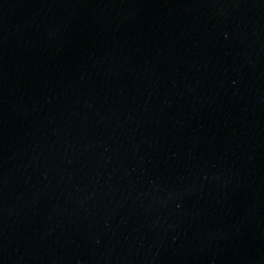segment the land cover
Here are the masks:
<instances>
[{"label": "water", "instance_id": "obj_1", "mask_svg": "<svg viewBox=\"0 0 264 264\" xmlns=\"http://www.w3.org/2000/svg\"><path fill=\"white\" fill-rule=\"evenodd\" d=\"M0 264H264V0H0Z\"/></svg>", "mask_w": 264, "mask_h": 264}]
</instances>
